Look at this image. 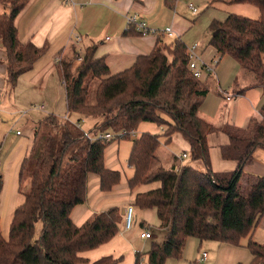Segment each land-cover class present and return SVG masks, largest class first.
Segmentation results:
<instances>
[{
    "label": "trees",
    "instance_id": "1",
    "mask_svg": "<svg viewBox=\"0 0 264 264\" xmlns=\"http://www.w3.org/2000/svg\"><path fill=\"white\" fill-rule=\"evenodd\" d=\"M28 1L0 0L9 9L0 12V43L6 54L10 91L47 54V47L19 39L15 20ZM229 1L255 3L260 18L232 12L225 20L213 21L208 28L209 44L221 56L234 57L264 91V0ZM128 27V31L140 33L136 22H129ZM96 48V44L86 46L83 60L78 61L79 52L73 47L69 57L56 62L65 85L67 116L50 113L38 123L35 146L19 171L20 183L28 188L21 186L25 199L15 209L8 239L1 231L0 218V264H120L122 256L105 255L91 261L82 255L119 232L120 207L96 213L82 224L71 216L74 207L86 201L91 172L99 175L102 190L109 191L120 180V171L107 167L104 155L118 137L133 141L129 164L135 170L128 179L133 204L155 208L159 228L165 231L162 242H152L146 264L179 259L191 236L237 245L248 237L252 264H264V242L252 238L264 214V175L245 170L255 150L264 148V103L261 118L251 119L248 126L218 125L204 117L201 105L208 88L191 72L189 49L180 38L159 40L151 53L138 56L130 68L115 73L104 56L96 55ZM71 113L78 118L73 120ZM86 119L96 120L87 131L80 123ZM146 122L166 125V142L181 132L190 145L191 160L203 162L206 169L179 163L183 160L179 157L170 166L164 165L157 134L148 130L131 134ZM122 131L121 136L105 137V133ZM221 132L229 142L221 145L220 152L224 159L236 162L234 170L215 171L212 167L208 135ZM177 164L180 172L175 170ZM1 185L0 175V196ZM39 222L40 234L36 231ZM135 258V264H140L141 253Z\"/></svg>",
    "mask_w": 264,
    "mask_h": 264
},
{
    "label": "crops",
    "instance_id": "2",
    "mask_svg": "<svg viewBox=\"0 0 264 264\" xmlns=\"http://www.w3.org/2000/svg\"><path fill=\"white\" fill-rule=\"evenodd\" d=\"M194 3L199 9L198 13H194L191 10L188 0H29L15 20V24H17L19 30V39L23 42L31 40L38 47H47V54L37 62L33 70L19 77L14 90L19 91V94H16L18 92H14L12 96L9 94L12 91L10 92L7 84L8 69H6V54L3 44L0 43V114L3 111H11L10 106L15 105L17 102H19L20 106L30 101L26 100L23 103L22 91L25 97H34L33 99L39 101L32 102L33 104L41 105L44 103V108L46 104H50L52 110L57 109L60 103L59 82L61 80L57 74V61L54 60L55 57H69L73 47H76L79 53L84 54L85 47L90 44L97 45L96 55L104 56L108 66L115 73L130 68L138 56L151 53L159 40L172 42L174 39L180 38L187 46L197 42L196 51L200 57L199 62L202 64H212L217 78L214 83L212 80H207V77H211L212 74L206 72V77L201 80L202 86L207 87L208 92L215 90L218 96L221 94L222 98L226 97L227 93L224 92L223 88L226 86V82L224 81V77H222L221 70L218 69L219 72H216L219 66L218 59L222 56L209 44L210 34L208 33V28L213 21L217 19L225 20L229 13L233 12L226 9V5L232 3L229 0H194ZM0 12H5L1 4ZM131 15H136L138 20H145L149 31L143 34L131 32L132 30L128 31V24L130 22L128 18ZM169 27L172 28L173 35L163 32ZM217 64L218 66H216ZM238 75L240 78H236L235 82H244V77L242 76L245 73L242 67H240ZM238 80L240 81L238 82ZM249 80V82H245V86H240L237 92L245 97L249 89H260L262 92H258L257 94L261 98V103L259 104L260 113L261 105L264 103V91L259 85L255 84V80L253 82L251 78ZM61 84L64 86L65 113H60L57 110L51 112L56 115L67 116L65 85L63 82ZM240 91L243 93H240ZM207 100L205 101L204 99L205 103ZM36 113L38 112H30V115H36ZM202 115L206 117L203 108ZM225 122L228 121H223V123ZM29 123H32V121L29 120ZM147 123H143L139 130H148L149 124ZM18 133H20V130ZM28 133L31 134L30 131ZM221 133L226 135L223 132ZM212 134H209L208 137ZM8 135L10 134H5V137ZM226 137L223 138L219 150L222 144L229 142V137L227 135ZM186 148L190 150V145H187ZM230 161L233 163L222 166V168H227L224 170H234L236 168V162ZM248 165H246V171L249 167ZM247 173L249 172L247 171ZM87 185L86 201L77 204L71 212L73 221L77 224L85 223L94 217V214L119 203H124L122 206L119 205L123 219L119 225V232L111 240L83 252L82 255L91 261L98 260L105 255H113L117 258L128 247L130 248L129 256L135 261L136 253H141V251L136 246L134 247L135 241L133 242L129 238L127 229H125V214L123 213L127 205L133 204L134 201L129 184V203H127L126 196L119 198L123 199L122 202H117L114 201L117 200L114 197L115 195L108 194V191L102 190V187L100 189L99 175L96 173L91 172L89 174ZM140 216L141 213L138 212V219H140ZM135 220L137 221L136 218ZM158 224H160V220ZM141 225L144 226L145 224L142 222ZM152 230L155 234V228ZM164 234L165 231L161 234L162 239L156 242H162ZM151 240L153 242L155 238ZM208 256L210 257V254ZM120 264H124L123 260Z\"/></svg>",
    "mask_w": 264,
    "mask_h": 264
},
{
    "label": "rangeland",
    "instance_id": "3",
    "mask_svg": "<svg viewBox=\"0 0 264 264\" xmlns=\"http://www.w3.org/2000/svg\"><path fill=\"white\" fill-rule=\"evenodd\" d=\"M226 6V9L228 11H233L244 16L253 17L255 19L260 18V10L255 3L234 2L232 4H227ZM5 11L8 12L9 9H5ZM168 56L170 59L173 58V54H171L170 52L168 53ZM218 64L216 65L218 66L216 72H219V70H221L222 77H224V81L226 82V86L223 87L225 90L224 92L231 96H234V99L231 102H227L225 96L224 98H222L221 94L220 96H218V93L215 92V90L207 92L208 94L205 97V101L207 99L208 100L206 103L204 101L202 105L204 115L214 123L220 124L223 123V121L227 120L228 122L237 124L239 126H248L250 124V120L253 118L260 119L261 116L259 113V104L261 103V98L257 94L258 92L262 91L256 88L249 89L245 97H243L241 94H238L237 92L240 86L243 87L245 86V82L250 81L249 78H251L252 82L254 81V78L251 77V75L245 74L242 76L244 77V82L236 83V78H240L238 75V71L240 70L241 66L239 62L231 55L226 54L220 57L218 59ZM205 75H207L206 72L202 76L203 79L204 77H206ZM207 78V80L209 81L212 80L213 83L215 82V80H217L214 72H212L211 77ZM239 81L240 80H238V82ZM14 90L15 88L11 90L12 92L10 91L11 93L9 94L12 96L14 92H18L16 94H19V91ZM59 93L60 103L57 109L52 110L50 108V104H46V107L43 109L33 108L34 104L32 102L39 101L33 99L34 97H25L24 92L22 91V97L24 98L23 103H25L26 100L30 101L26 102V104H21L20 106L19 102H17L15 103V105L10 106L12 112L3 111L0 114V117L2 119H0V175L2 178V192L0 196V218L1 231L4 234V237L7 239L11 234L10 227L14 219L13 216L15 209L18 205L23 203L25 199L24 192L21 191V186H23L25 190L28 188V184H26L25 182L20 183L19 171L23 160L29 154V151L32 149V147L35 146L36 142L34 141V139L36 128L40 125L38 123L42 120L43 115L46 116L52 113L51 111L57 110L60 113H65L64 86L61 84V82H59ZM34 111L38 113H36V115H30V112ZM164 116L166 117L165 114ZM70 117L73 120H76L78 118V115L71 113ZM29 120H31L32 123H29ZM95 121L96 120L93 119L82 120L80 122L81 129L85 131L90 130V128H93ZM147 124H149L148 130L153 134H157L159 136V139H161V145L158 150L164 165L170 166L171 161L175 156L180 158L184 153H188L189 157H185L182 161L180 160L179 163H193L196 167H199L202 170L206 169V167H204L203 165V162L199 160H191L190 150L186 148L187 145L189 146V143L185 138H183L181 132H176L172 137L173 139L170 142H166L167 138H165L166 135L164 133L166 125H159L156 122H148ZM44 125L42 126L43 129L45 128ZM19 130L20 133H18ZM141 130L138 129L135 134L139 135ZM28 131H30L31 134H29ZM121 133L122 132H113L112 134L116 136L117 134ZM5 134L10 135L5 137ZM40 136L41 132H39L36 141H38ZM209 137L211 144L212 167L217 171L227 169L222 168V166L228 165L229 163L233 162L224 159L219 150V146L226 135L222 133H213ZM132 142L133 141L130 138L118 137L117 141L111 143L105 150L104 155L106 165L112 170H119L121 174L118 183L108 191V194L115 195L114 197L117 200L114 201L117 202L123 201V199H119L122 196L127 197V203L130 202V190L127 184V180L128 178L133 176L135 170L129 164ZM255 151L256 152L254 155V160L250 165H248L249 167L247 168V171L251 174L253 173L256 176H263L264 148L259 147ZM99 186L101 189L102 186L100 185V179ZM122 204L124 203H119L111 207H119V205L122 206ZM138 212L141 213L140 219H138ZM134 214L137 221L135 220L136 222L132 229L126 231L130 236L129 238L133 242L135 241L134 247L136 246L138 250L141 251L140 264H146L148 261L146 253L150 250L153 243L151 239L142 240L140 234L145 228H155V241H160L162 239L161 228H159L158 224V214L156 213L155 208L142 209L136 204ZM142 222L145 224V228L141 225ZM257 225L258 226L255 228L252 234V238L254 240L264 242V214ZM41 229L42 222H39L36 228L38 234L41 233ZM241 240V243L237 245L233 242H220L212 239L200 241V239L196 236H191L186 240L187 243L184 248L183 255L179 259L169 258L167 264H197L202 260L203 252H207L208 254H210V257L205 261H201L200 263L202 264H252L253 255H251V252L247 247L248 237H243ZM129 253L130 248L126 247L124 251L120 253L119 257L122 256L124 264H135V261L130 258Z\"/></svg>",
    "mask_w": 264,
    "mask_h": 264
},
{
    "label": "built area",
    "instance_id": "4",
    "mask_svg": "<svg viewBox=\"0 0 264 264\" xmlns=\"http://www.w3.org/2000/svg\"><path fill=\"white\" fill-rule=\"evenodd\" d=\"M188 4H189V7L191 8V10L194 13H198L199 12V9H198L197 5L194 3V0H188ZM128 20L130 22H132V21L136 22L137 30L140 33L143 34V33H146V32L149 31L148 28H147L146 21L145 20H138L136 15L129 16ZM153 32L157 33L156 31H153ZM163 32L166 33V34H169V35H173V30L170 27L166 28ZM197 45H198V43L195 42V43H193V44L188 46V49H189V63H190L191 72L194 74V76L202 78V76L204 75L205 72H208V73L212 74V72H214V66L212 64H207V63L202 64V63L199 62L200 57H199V55L197 54V51H196ZM76 58H77L78 61H81L84 58V54L83 53H78L76 55ZM59 59H60V57H55L54 60L58 61ZM225 98H226L227 101H231V100L234 99V96H231V95L227 94V96ZM33 108H35V109H43L44 108V103H42L41 105L34 104ZM136 131L137 130H133L131 132V134H135ZM123 134H124V131H122V133L119 134V135L121 136ZM105 137L107 139H111V138L114 137V135L112 133H105ZM187 156H189L188 153H184L183 156L180 157V158L184 159ZM0 165H1V162H0ZM175 168H176L175 169L176 172H180L181 171V165L180 164H177V166ZM134 209H135V205L132 204V203L127 205V207L125 208V212H124V214H125V229H127V230H130V229H132L134 227V223H135ZM140 237L143 240H149V239L155 238V234H154L153 230L149 228V229H144L141 232ZM202 256L203 257H202L201 261H205L209 257L207 252H203ZM201 261H199L197 264H202V263H200Z\"/></svg>",
    "mask_w": 264,
    "mask_h": 264
},
{
    "label": "water",
    "instance_id": "5",
    "mask_svg": "<svg viewBox=\"0 0 264 264\" xmlns=\"http://www.w3.org/2000/svg\"><path fill=\"white\" fill-rule=\"evenodd\" d=\"M124 212H125V211H124ZM124 212H123V213H124Z\"/></svg>",
    "mask_w": 264,
    "mask_h": 264
}]
</instances>
